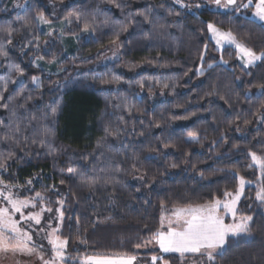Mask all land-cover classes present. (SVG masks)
<instances>
[{"label": "trees", "instance_id": "16d2710c", "mask_svg": "<svg viewBox=\"0 0 264 264\" xmlns=\"http://www.w3.org/2000/svg\"><path fill=\"white\" fill-rule=\"evenodd\" d=\"M25 2L19 13L0 3V183L53 207L64 199L66 264L161 255L140 248L165 212L223 201L240 178L256 183L237 209L250 219L248 232L228 238L211 264H264V175L252 160L264 161V56L246 68L209 33L214 24L264 54L254 7L237 14L208 6L192 13L173 0ZM38 16L71 20L64 34L78 36L75 52L60 40L50 45ZM111 45L121 46L120 58L98 64ZM163 260L184 264L177 254Z\"/></svg>", "mask_w": 264, "mask_h": 264}, {"label": "rangeland", "instance_id": "374dc122", "mask_svg": "<svg viewBox=\"0 0 264 264\" xmlns=\"http://www.w3.org/2000/svg\"><path fill=\"white\" fill-rule=\"evenodd\" d=\"M201 1L173 0L177 6L192 13L208 6L215 11L243 14L252 6V18L264 25V0H237L235 5H229L228 0ZM0 3H5L7 8L16 13L23 11L26 6L25 0H0ZM69 22V19L54 22L44 16L37 17L40 31L50 34L49 44L60 40L71 54L75 52L78 36L64 34ZM209 33L218 51L222 52L227 47L236 49L241 65L246 68L258 63L264 56L263 53L248 49L230 32L214 24H209ZM120 47H108L98 64L119 59ZM36 63L47 67L48 71H56L55 63L42 59L36 60ZM35 81L40 84L39 78ZM252 160L261 178L264 175V161L256 155L252 156ZM254 184L240 178L236 192L228 194L223 201L165 212L160 231L140 248L146 252L159 250L161 255H94L82 258L80 264H169L163 260L167 254L179 255L184 264H211L216 255L224 251L228 238L247 234L250 219L238 216L237 209L245 188ZM258 200L264 202L262 191ZM56 203L57 206L53 207L49 199L41 194L33 198H21L12 187L0 183V264H66L69 261L67 242L61 238L64 199H58Z\"/></svg>", "mask_w": 264, "mask_h": 264}, {"label": "water", "instance_id": "95a60500", "mask_svg": "<svg viewBox=\"0 0 264 264\" xmlns=\"http://www.w3.org/2000/svg\"><path fill=\"white\" fill-rule=\"evenodd\" d=\"M235 3H236V0H228L229 5H235Z\"/></svg>", "mask_w": 264, "mask_h": 264}, {"label": "flooded vegetation", "instance_id": "af4514ba", "mask_svg": "<svg viewBox=\"0 0 264 264\" xmlns=\"http://www.w3.org/2000/svg\"><path fill=\"white\" fill-rule=\"evenodd\" d=\"M237 1V0H236Z\"/></svg>", "mask_w": 264, "mask_h": 264}]
</instances>
